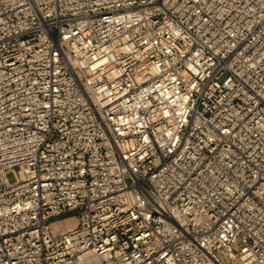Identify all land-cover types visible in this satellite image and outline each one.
I'll use <instances>...</instances> for the list:
<instances>
[{"label":"built area","instance_id":"1","mask_svg":"<svg viewBox=\"0 0 264 264\" xmlns=\"http://www.w3.org/2000/svg\"><path fill=\"white\" fill-rule=\"evenodd\" d=\"M0 264H264V0H0Z\"/></svg>","mask_w":264,"mask_h":264},{"label":"rangeland","instance_id":"2","mask_svg":"<svg viewBox=\"0 0 264 264\" xmlns=\"http://www.w3.org/2000/svg\"><path fill=\"white\" fill-rule=\"evenodd\" d=\"M221 81H222V79L220 80V82ZM7 179H8L9 182H13V177H12L11 174H8Z\"/></svg>","mask_w":264,"mask_h":264}]
</instances>
